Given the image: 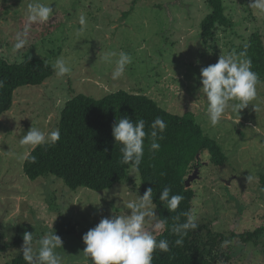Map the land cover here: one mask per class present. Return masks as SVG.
Segmentation results:
<instances>
[{"label":"rangeland","instance_id":"obj_1","mask_svg":"<svg viewBox=\"0 0 264 264\" xmlns=\"http://www.w3.org/2000/svg\"><path fill=\"white\" fill-rule=\"evenodd\" d=\"M30 2L0 3V57L9 62H21L13 50L14 37L27 25ZM37 2L51 6L55 14L28 27L19 56L44 60L53 68L62 58L71 72L58 77L54 69L42 85L16 89L11 109L0 116V264L23 257V242L14 241L25 232L34 234L35 244L52 230L62 240L57 251L63 264H91L83 255L82 237L104 218L130 214L127 202L144 194L140 175L132 169L128 182L103 191H73L56 177L30 180L24 174L20 156L25 147L19 139L32 126L58 128L65 103L79 94L100 99L123 90L146 95L170 113H192L228 157L220 167L211 165L208 156L198 157L191 169L189 177L197 173L191 181L201 228L197 235L207 241L212 238L209 231L228 236L264 227V83L257 85L256 99L239 116L229 111L215 126L200 92L202 68L217 63L221 55L237 54L252 33L259 34L264 46V13L249 8L246 0H223L230 25L217 26L212 37L204 39L201 22L210 12L205 0ZM121 51L132 62L114 81L111 73ZM109 52L117 56L105 62L102 57ZM249 175L253 179L247 182ZM227 242L220 244L228 257L224 264H264V235L258 245Z\"/></svg>","mask_w":264,"mask_h":264},{"label":"trees","instance_id":"obj_2","mask_svg":"<svg viewBox=\"0 0 264 264\" xmlns=\"http://www.w3.org/2000/svg\"><path fill=\"white\" fill-rule=\"evenodd\" d=\"M246 1L249 4L250 0ZM205 3L210 12L201 22V36L208 39L217 26L225 27L230 22L225 14L223 0H205ZM243 51L252 60V70L264 83V46L258 33H252L248 42L239 46L237 54ZM53 74L54 68L38 58L9 62L0 57V79L5 81V87L0 89V116L11 109L16 89L40 86ZM125 116L133 121H145V131L149 135L145 138V153L138 173L143 192L149 187L153 189V203L157 206L158 218L168 219L165 230L155 236L157 240L167 239L170 250H156L152 264H224L228 257L220 250V244L226 240L238 239L254 245L260 243L264 227L228 236L209 231L212 238L206 241L197 235L201 229L198 226L183 237L182 246L174 244L179 237L171 231L175 223L173 217L180 215V222H184L186 218L182 213L193 209L196 193L193 184L186 187V181L197 158L208 156L211 165L220 167L227 163L228 157L218 141L204 133L192 113H170L143 94L119 90L100 99L79 94L67 101L58 123L59 141L31 150L35 162L24 160V174L30 180L44 176L56 177L73 191L79 188L103 191L128 182L132 167L120 162L121 145L116 144L112 135L116 119ZM156 117L162 118L167 128L159 133L163 136V139L157 140L159 150L152 152L149 151L150 125ZM165 186L172 189V194L184 197L175 212H169L159 200ZM22 242L23 238H16L14 245ZM5 264H26V261L23 257H17Z\"/></svg>","mask_w":264,"mask_h":264},{"label":"clouds","instance_id":"obj_3","mask_svg":"<svg viewBox=\"0 0 264 264\" xmlns=\"http://www.w3.org/2000/svg\"><path fill=\"white\" fill-rule=\"evenodd\" d=\"M3 3V0H0ZM249 8L264 13V0H250ZM55 13L51 6L32 0L25 9L27 25L23 31L15 33L13 50L18 53L25 48L28 36V27L36 23L49 21L50 16ZM79 23L85 24L84 16H80ZM117 53H106L102 59L111 62ZM132 62L131 56L126 52H119L115 60V67L111 73L112 80L123 77L126 66ZM58 77H63L71 72V68L65 60L58 58L54 65ZM203 94L207 102V117L213 126L217 125L222 117L229 111L238 113L246 108L251 101L257 97V85L261 83L258 74L252 70V60L247 52L238 55L228 53L221 55L218 62L208 65L200 72ZM5 87V81L0 79V89ZM151 144L149 151L159 150L158 139H163L162 133L166 128V122L156 117L150 125ZM114 140L121 145V163L131 165L134 172H139V166L145 153V138L149 135L145 131V121L139 119L133 121L127 116L116 119L112 128ZM60 139L59 128H50L44 131L32 126L30 130L19 139V144L25 147L20 156L22 160L35 162L31 156V150L37 146L55 144ZM247 182L253 177L249 175ZM131 195V192L129 193ZM184 197L180 194H172V189L165 186L160 193L159 200L166 206L169 212H175ZM130 214H115L109 218L102 219L97 226L90 229L83 237L85 248L83 255L90 259L91 264H152L153 253L156 250L168 252L170 242L167 239L157 240L154 233L165 230L168 219L158 218L155 214L156 204L153 203V189L149 187L143 196L136 194V198L129 200L126 204ZM186 218L180 222L181 216L173 217L175 223L171 231L179 238L174 241L176 246L183 245V237L190 230L198 227L195 209L183 212ZM151 225V228L146 227ZM228 242L225 241L226 245ZM57 249H62L61 238L52 230L45 232L35 239L34 234L25 232L23 235L22 253L26 264H63V258Z\"/></svg>","mask_w":264,"mask_h":264},{"label":"water","instance_id":"obj_4","mask_svg":"<svg viewBox=\"0 0 264 264\" xmlns=\"http://www.w3.org/2000/svg\"><path fill=\"white\" fill-rule=\"evenodd\" d=\"M196 176H197V173L195 172L194 175H193L192 177H189V178L187 179V181H186V187H188V188L190 187L191 181H192L193 179H195Z\"/></svg>","mask_w":264,"mask_h":264}]
</instances>
